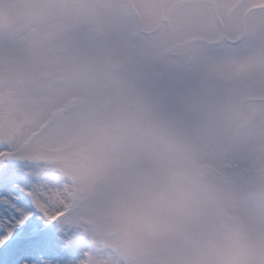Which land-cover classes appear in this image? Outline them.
<instances>
[{"label": "clouds", "instance_id": "obj_1", "mask_svg": "<svg viewBox=\"0 0 264 264\" xmlns=\"http://www.w3.org/2000/svg\"><path fill=\"white\" fill-rule=\"evenodd\" d=\"M19 14L16 0H0V27ZM39 55L86 101L58 157L122 264H264V164L247 179L224 173L214 128L178 124L118 61L59 40Z\"/></svg>", "mask_w": 264, "mask_h": 264}, {"label": "rangeland", "instance_id": "obj_2", "mask_svg": "<svg viewBox=\"0 0 264 264\" xmlns=\"http://www.w3.org/2000/svg\"><path fill=\"white\" fill-rule=\"evenodd\" d=\"M155 1L136 0V6L132 4L131 9L137 11L138 7L146 16H153ZM16 2L20 14L14 25L0 27V146L15 151L37 174L40 185L37 193L43 194L48 210L57 217L58 237L72 253L70 264H122L114 246L97 226L81 178L65 167L58 157L62 143L86 101L65 86L62 76L46 70L55 58L40 57L39 54L46 45L59 40L90 60L118 61L137 75L162 111L178 124H190V116L198 114V109L189 107L185 90L188 79L195 73L200 74L204 78L203 88L223 93L222 90L234 86L235 73H240L242 78L252 73L255 78L260 77L264 70L261 59L264 31L245 33L241 43L235 46L223 43L217 52L206 45L205 39L188 40L203 37L205 33L202 32L173 33L176 36L172 41L174 47L167 44L165 32L152 35L141 46H135L129 42L134 40L133 32L108 30L109 26L119 27L122 23L128 26L131 22L127 14L121 13L123 0ZM242 11L243 8L240 14ZM110 12L112 22L105 24ZM255 15L251 24H263L264 11ZM227 34L235 38L239 33ZM198 48L201 54L196 53V56L204 60L201 64L195 59ZM189 54L192 58L189 65L172 64V60L184 62ZM207 97L210 99L207 100L208 109L202 115L221 137L217 157L219 167L235 178L247 179L254 169L264 164L261 156L264 144L260 145L255 159L249 158L256 143L251 131L258 132V123L263 118L251 112L249 123L241 127L230 144L229 152L238 167L234 176V170L225 166L226 147L241 119L234 96ZM249 106L245 105L243 110L250 112L253 107L250 109Z\"/></svg>", "mask_w": 264, "mask_h": 264}, {"label": "flooded vegetation", "instance_id": "obj_3", "mask_svg": "<svg viewBox=\"0 0 264 264\" xmlns=\"http://www.w3.org/2000/svg\"><path fill=\"white\" fill-rule=\"evenodd\" d=\"M130 1L135 5L136 0ZM155 2V13L153 16H146V13L140 12L138 7H136L137 11H135V14L129 5V1L123 0L122 4L124 8H122L121 13L127 14L131 22L128 26L125 24L124 26L123 23L119 27L109 26L108 30L133 32L134 40H129V42L135 46H141L144 41L150 40L152 35L165 32L168 35L167 44L173 47L175 43H172V41L176 39L173 33L180 31L202 32L205 33L203 37H190L188 40L200 41L205 39L206 45L209 48H214L211 49L214 52H217V48L223 43L232 46L241 43L245 38V33L264 31V23L251 24L254 21V16L256 17L255 13L264 11V8L259 7L253 0H156ZM241 8L244 11L240 14L239 11ZM111 15V12L108 13L105 24H109L110 21L112 22ZM204 17H208L206 19L208 21L203 19ZM119 20L123 19L119 17ZM229 32H238L239 34L237 37L231 38L227 34ZM193 49L191 48L190 50ZM198 49L195 50V59L197 60L196 63L201 64L204 63V60L196 56V53L201 54L200 48ZM190 56V54L186 55L184 62L178 61L174 63L173 60L171 62L173 65L182 63L189 65L192 62ZM180 58L183 57L181 56ZM261 59L264 60V39L262 41ZM195 74L188 79V85L185 88L189 98V107L198 109V114L190 116V122L192 123L197 120L205 121L202 114L204 110L206 111L208 109L207 100L209 97L207 96H219L220 94L234 96L238 117L241 119L235 127L229 144L226 147V152L230 153V144L234 142L241 127L249 123V114L254 112L263 118L258 123V132L251 131L253 137L255 134L256 143L249 158L255 159L260 145L264 144V70L258 78H255L254 73L243 78L240 73H235L233 78L234 86L231 89L222 90L223 93L220 90L203 88L201 85L204 84V78L200 74ZM207 91L209 92L206 93ZM248 104L250 105V109L252 107L255 109H252L250 112L246 110L245 112L243 107ZM261 156L264 157V153ZM225 166L234 170L232 175H237L238 167L233 162L232 156L230 161L227 157Z\"/></svg>", "mask_w": 264, "mask_h": 264}, {"label": "snow or ice", "instance_id": "obj_4", "mask_svg": "<svg viewBox=\"0 0 264 264\" xmlns=\"http://www.w3.org/2000/svg\"><path fill=\"white\" fill-rule=\"evenodd\" d=\"M253 2L264 8V0ZM39 186L28 162L0 146V264H70Z\"/></svg>", "mask_w": 264, "mask_h": 264}, {"label": "water", "instance_id": "obj_5", "mask_svg": "<svg viewBox=\"0 0 264 264\" xmlns=\"http://www.w3.org/2000/svg\"><path fill=\"white\" fill-rule=\"evenodd\" d=\"M129 1V5L131 6V8L133 9V5H132V3H131V1L130 0H128ZM134 11V13L136 14V12H135V10H133ZM229 150V149H228ZM228 160L230 161L231 160V156L229 155V157H228Z\"/></svg>", "mask_w": 264, "mask_h": 264}]
</instances>
